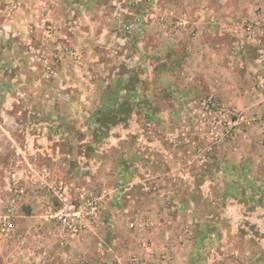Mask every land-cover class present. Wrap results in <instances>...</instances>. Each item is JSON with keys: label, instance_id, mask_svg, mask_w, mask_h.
I'll list each match as a JSON object with an SVG mask.
<instances>
[{"label": "rangeland", "instance_id": "obj_1", "mask_svg": "<svg viewBox=\"0 0 264 264\" xmlns=\"http://www.w3.org/2000/svg\"><path fill=\"white\" fill-rule=\"evenodd\" d=\"M60 1L0 0V224L4 216L15 221L22 199L33 197L29 190L35 194L43 187L46 193L56 180L71 178L76 187L106 192L83 264L102 258V264H135V256L127 255L135 244L154 255V264H190L186 249L197 239L216 242L207 211L214 158L228 155L225 146L233 154L244 128L258 121L241 116L231 146L230 138L211 131L207 98L231 102L214 99L217 88L210 90L204 75L196 80L190 62L198 42L196 19L205 13L215 20L228 1ZM260 22L219 21L221 38L258 46L261 62ZM181 33L187 34L184 52L169 47ZM41 174L48 175L46 185ZM48 198L46 204L54 205ZM189 205L192 222L182 217L159 244L155 230L177 221L176 209L166 219L162 208ZM220 215V241L234 239L226 213ZM225 245L205 246L208 264L215 254L220 256L213 264H254L245 258L264 253V245L241 243L237 251Z\"/></svg>", "mask_w": 264, "mask_h": 264}, {"label": "crops", "instance_id": "obj_2", "mask_svg": "<svg viewBox=\"0 0 264 264\" xmlns=\"http://www.w3.org/2000/svg\"><path fill=\"white\" fill-rule=\"evenodd\" d=\"M164 1L167 2V0ZM226 1L228 5L224 2L222 4L227 7L224 6L223 12L216 13L215 20L205 16V13L200 14V18L196 19L198 42L194 44V47L192 46L196 53L192 55L190 62L192 66L196 65V80L200 78V74L204 75L203 77L208 80V88L210 87V90H214L213 87L217 88L214 92L215 99L230 101L239 110L240 116L245 117L246 120L257 117L258 121L244 128L246 135L243 136V140L240 142L237 140L234 144L229 142V146L235 145L233 154L230 152L232 148H225V146L223 151L226 153L228 149V155L214 158L212 165L214 171L209 179L211 183L210 194L208 193L211 196L210 207H207L209 209L207 211L211 212L208 223L212 229L216 230L210 237L214 236L216 242L207 236L204 240L201 237V241L197 239L190 249H186L185 254L188 255L187 259L190 264L209 263L210 258L205 256L207 253L204 251L205 246L209 244H219L223 241L226 243L225 246H229L228 249L234 251H237V244L241 243L254 246L264 245V58L261 62L257 60L259 47L250 43L239 42V45H244L243 47L246 48L245 53L239 52L237 49L241 48L235 44L239 39L228 35L226 42L221 38L222 28H219L222 25L219 21H227L228 23H225L227 26L239 20L264 22V0ZM60 2L62 3V0ZM66 2L88 3V0H68ZM171 3L175 1L172 0ZM263 22L259 23L261 27L264 25ZM185 35L187 36V34H179L176 41L172 40V43L170 41L169 47L184 52ZM259 37H262L261 34ZM214 69H221V72ZM225 91L227 94L224 93ZM216 148L220 149L218 146ZM200 178L203 180V177ZM86 179H90L89 176ZM34 191H36L35 194L29 190V194L33 197H27L28 194L25 193L27 198L22 199L19 211L14 213V231L8 238L0 237V264H83L87 258V246L91 242V234L94 231L89 227L88 231L76 236H66L63 240L56 237L51 231V224L44 221L46 207L50 205L49 201L46 204L49 195L44 189ZM174 209L177 213L174 217L177 220L176 223L168 220L171 225L165 222L163 227L160 226L155 230L157 231L155 237L158 235L156 241L159 244L162 243L161 238L162 234L165 235L164 231L168 229L173 232L172 226L177 222H183L182 217L192 222L191 214L194 212L192 211L194 205H189L186 209L180 206L163 207L161 218L164 216L168 219L166 214ZM223 212L227 216L228 228L234 231V239L221 241L219 239V235L225 236L223 234L225 226L223 220L220 219V214ZM239 230L244 231V236H236ZM149 241L153 243L150 237ZM145 250L135 244V248H131L130 254L127 255L135 256V264H154V255ZM233 250L230 252L231 255L234 254ZM239 255L235 254L232 257L237 259ZM250 255L245 260L254 261V264L255 262L264 264V253H250ZM219 256L220 254L212 257L210 255L212 264ZM104 261L105 259L102 258L99 264Z\"/></svg>", "mask_w": 264, "mask_h": 264}, {"label": "built area", "instance_id": "obj_3", "mask_svg": "<svg viewBox=\"0 0 264 264\" xmlns=\"http://www.w3.org/2000/svg\"><path fill=\"white\" fill-rule=\"evenodd\" d=\"M212 98L208 97L204 103L205 111L211 116V131L216 132L218 137L230 138L229 142H233L235 136L232 133L243 118L232 104L231 106L218 104ZM47 176L40 175L41 185L47 184ZM45 190L53 197L55 204L46 207L44 221L51 224V231L61 240L66 236L78 235L94 223L103 209L102 204L106 193L104 190L103 195L97 194L85 186L76 187L71 178L68 180L58 179L48 188L45 187ZM16 193L22 196L24 190H17ZM14 228V220L4 216L0 224V237L8 238Z\"/></svg>", "mask_w": 264, "mask_h": 264}]
</instances>
